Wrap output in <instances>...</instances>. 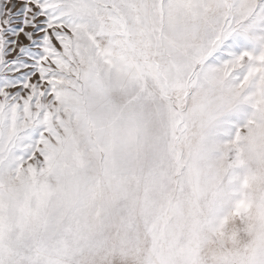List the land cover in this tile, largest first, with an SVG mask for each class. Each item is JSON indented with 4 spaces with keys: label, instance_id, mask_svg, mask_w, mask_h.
<instances>
[{
    "label": "snow or ice",
    "instance_id": "obj_1",
    "mask_svg": "<svg viewBox=\"0 0 264 264\" xmlns=\"http://www.w3.org/2000/svg\"><path fill=\"white\" fill-rule=\"evenodd\" d=\"M0 264H264V0H0Z\"/></svg>",
    "mask_w": 264,
    "mask_h": 264
}]
</instances>
